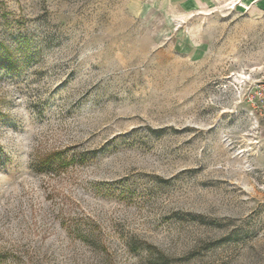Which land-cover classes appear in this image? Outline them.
<instances>
[{"label": "rangeland", "instance_id": "374dc122", "mask_svg": "<svg viewBox=\"0 0 264 264\" xmlns=\"http://www.w3.org/2000/svg\"><path fill=\"white\" fill-rule=\"evenodd\" d=\"M264 0H0V264H264Z\"/></svg>", "mask_w": 264, "mask_h": 264}, {"label": "built area", "instance_id": "2783aa9c", "mask_svg": "<svg viewBox=\"0 0 264 264\" xmlns=\"http://www.w3.org/2000/svg\"><path fill=\"white\" fill-rule=\"evenodd\" d=\"M256 88L257 89L254 92L256 98L262 100V102L264 103V81H261Z\"/></svg>", "mask_w": 264, "mask_h": 264}]
</instances>
